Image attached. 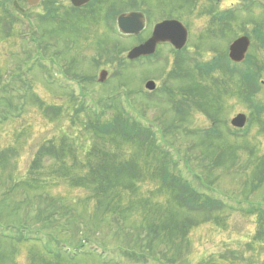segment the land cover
<instances>
[{
    "label": "rangeland",
    "instance_id": "374dc122",
    "mask_svg": "<svg viewBox=\"0 0 264 264\" xmlns=\"http://www.w3.org/2000/svg\"><path fill=\"white\" fill-rule=\"evenodd\" d=\"M60 2L63 8L58 24L49 25V21L39 20L37 25L36 18L43 12L44 6L41 3L30 7L27 0H21L20 4L29 17L22 20L23 26L15 25L14 36L9 32L12 29L0 21V119H3L0 121V220L3 224L16 227L26 224L23 229L26 231L25 239L36 238L35 242L19 244L6 241L1 244L3 234L0 233V246L5 248L0 264L105 263L103 258L97 259L96 255L77 257L74 263L66 260L57 262L46 256L42 236L45 240H54L55 235L49 231L55 229L51 225L48 227L41 218L42 211L55 210L56 207L55 211L62 217L59 226L70 224L67 226L68 234H62V238L68 242L61 243L60 247L64 250L72 248L70 242H80L78 228L83 219L86 224L84 229L88 232L96 233L90 228L98 229L100 225L97 223L99 216L95 213L97 200L92 198L94 195L73 186L75 181L82 183L90 172L89 168H85L86 159L91 156L90 150L94 148L100 152L116 153L124 161L135 159L145 172L153 170L152 166L157 164L154 159L160 160V155L154 153L151 159H145L147 153L142 146L97 138L91 128L95 116L91 117L90 111L86 112L85 109L92 108L97 115L104 113L102 121L107 123L106 120L111 119L115 111L104 112L103 109L109 107L112 101H101L113 95L121 101V106L130 117L146 127L153 125L155 120L167 123L174 117L172 105L167 107L163 104V97L157 93L150 94L145 84L155 81L161 90L167 76L175 71L179 59L192 64L211 63L213 56L220 58L221 54L227 52L228 45L242 36H255L251 56L258 59L264 57L261 39L258 40L257 33L254 35L257 25L264 27V13L260 8L261 4L264 6V0H259L257 6L254 3L248 5L245 0H101V22L94 17L99 14L97 11L71 13L70 0ZM210 3L214 8L218 7L220 13L237 10L233 16L235 19L226 30L219 23H215L218 25L215 27L212 25ZM6 9L12 19L1 9L0 16H7L10 20L19 19L12 10V4L6 5ZM132 10H140L146 15L147 28L140 37L127 39L117 30L116 19L114 21L113 18L117 16L114 13ZM108 13L112 19L109 23L113 26L112 30L104 22ZM170 18L188 25L190 37L185 51L176 54L172 48L165 46L161 48L158 58L120 69L123 66L120 60H126L139 40L149 38L156 24ZM22 27L26 31L36 29V36L31 37L28 32L20 38ZM117 54L121 56L116 57ZM248 68L252 66L241 67L239 71L246 72ZM102 70L109 72L104 84L98 82ZM190 76L193 75L188 74L181 81ZM256 78H260L261 87L255 92L253 101L247 102L237 95V81L223 79L219 74L210 79L196 78L199 85L209 87L206 92L208 102L210 99L213 106L218 108L216 113L221 114L219 118L226 124L224 128H231L232 119L239 113L248 115L250 123L245 130H231L235 135L226 137L224 142H208L203 146L200 138L188 137L187 134L191 130L198 135L210 129L212 120L204 115L203 109L193 107L181 132L185 136L181 135L182 140L177 145L182 158L188 161L178 166L181 174L202 194L208 193L227 202L225 212L207 216L180 209L172 202V197L160 190L161 184L148 176L141 180L136 190L122 192L120 204L113 202L112 207H118L116 211L125 213L127 225L134 230V237L139 234L146 236L147 226L161 224L171 215V222H175V226H182L184 221L194 224L183 239L182 231L178 232V238L169 244L172 252H167L166 256L170 255L168 258L164 259L166 249L163 245L160 247L158 241L154 247V256L157 257L149 262L148 258L143 264H169L174 258V264H264V233L259 227L260 216L258 212L251 214L252 209L264 208V181L258 182L264 172V111H261L264 109V74ZM216 84L222 93L228 94V103L211 97ZM83 101L87 103L86 108ZM150 102V109L146 108L145 112L140 113L138 108ZM10 105L11 109L20 108L22 111L7 117ZM155 131H158V138L160 130L156 128ZM40 151L42 153L39 155ZM57 152L61 153L60 156ZM173 154L179 158V154ZM37 159L38 164L34 168L33 162ZM217 165L219 167L213 173V166ZM193 173L202 176L201 185L194 179ZM205 175H210L213 190L207 189ZM145 203L153 209L152 216L148 218H145L149 214L144 209ZM169 204L173 211L168 209ZM175 214L179 215V219L174 218ZM110 220L113 228L109 227ZM115 226L116 222L108 217V225H104L102 232L97 231L98 236H105ZM131 241L132 236H113L109 244L126 246L131 245ZM51 245L50 250L55 252L57 246ZM95 248L98 249L97 246ZM104 258L107 261L112 259L110 255ZM133 260L121 256L112 263L142 264V260H137L140 263Z\"/></svg>",
    "mask_w": 264,
    "mask_h": 264
},
{
    "label": "trees",
    "instance_id": "16d2710c",
    "mask_svg": "<svg viewBox=\"0 0 264 264\" xmlns=\"http://www.w3.org/2000/svg\"><path fill=\"white\" fill-rule=\"evenodd\" d=\"M100 1L101 0H96V3L90 5L89 8V10H92L94 12L97 11L96 13H99L97 16H101L103 14V9ZM46 5V14H48L41 17V21L47 20L50 22L49 25H54V23L58 24L60 16H58V12L55 11L54 6L56 5V0H50ZM210 5L211 7L209 9V16H213L211 19L212 25L215 27L218 26L215 23H219V25L221 24V27L226 30L231 21L235 19L233 17L235 15L234 11H230V13H220L218 7L214 8L211 3ZM113 7L114 6L110 8ZM106 11L108 12V8ZM215 11L219 12L217 14H214ZM257 31L259 33L258 38H260V36L262 37V34L264 33L262 25H258ZM261 43V48L264 50V37L262 38ZM118 56H121V54L116 55V57ZM211 60V63H209L210 61H206L204 63L195 64L189 63L188 61L186 63V60L184 59L177 61L176 69L174 72H172L171 75L172 81H176L177 83L172 85V87L168 86L164 92V95L162 96L165 97L163 104H165L167 107H171L172 105V112H174L173 119L167 123L159 122L160 120H155V123L153 125L146 127L136 119L130 117L129 114L125 112L124 108L116 103L117 101H113V104H111V106L103 109L104 112L107 113L115 111L114 116L111 119L106 120L108 121L107 123L102 121V119H104V113L97 115L92 112L91 108L85 109L86 112L90 111L91 117H93V115L95 116L94 118H92L93 121L91 124V128L93 129L94 135L97 138L109 139L110 141H121V143L123 144L130 143L136 147L142 146L143 151L147 153L145 159H151V154L156 153L160 155V160L155 158L154 160H157V164H154L152 166L153 170L151 172L149 170H146L145 172L140 168L138 161L135 159H128L127 161H124L119 158L120 156L116 153L111 154L109 152H100L98 149L92 148L90 150L91 156L87 157L85 163V168H89L90 172L88 176L83 179L84 181L82 183L80 181H75V184L73 186L76 188H82L94 195L92 198L97 200L95 213L99 216V218H97V223L100 225L98 226V229L94 227L90 228L94 229L96 233H91L90 231L88 232L87 229H84V226H86V224L84 223L83 219L81 225L79 224L78 228V230H80V242L76 244H72L71 242L69 243L70 247H72L73 249H77L78 251V253H75L74 256H71L67 253V248L64 250L62 247H60L61 243L68 242L67 240L62 238V234H68L69 231H67V226L70 224H60L59 226L58 222L59 220H62V217L60 218L59 212L55 211L57 210L56 207L54 208L55 210L49 211L48 209L46 211H42L41 218H43L44 221L47 222L48 227L51 225L52 228L55 229L54 231L48 230L51 234L55 235L54 240H45V238L43 239V244H45L43 253L46 256L55 259L57 262L66 260L74 263L77 257L96 255L97 259H99L100 257L103 258L105 262L104 264H113L112 262H114L117 257L120 258L121 256H123L130 261H134L133 259H135L137 263H140V261L137 260H142L141 263L143 264L147 262L148 258H150L148 260L149 262L152 258L157 257L154 256V247L159 241L158 245L160 247H162L163 245L166 249V252L163 253V255L165 254L164 259L168 258L170 255L167 257V252H172L169 244H171L172 242H174L173 240L178 238V232L180 231H182L181 238L183 239L185 237V234L194 226L192 222L184 221L183 223H181L182 226H175V222H171V215L161 224L153 223L152 225L147 226L148 230L145 231L146 236L139 234L137 237H134V230H131V227L127 225L128 219L125 213L116 211L118 207H112L113 202H118L120 204V194H122V192L136 190L138 184L140 185L142 183L141 180H144L146 176L156 179L161 184L160 190L172 197V202L175 203L180 209L186 210L191 214L195 213L207 216H214L217 213L225 212L227 204L224 201L218 200L208 193L202 194L200 190L193 186L181 174V172H179V169H177L178 163L176 157L171 154V152L173 150L176 151V153L179 154L180 160H185L184 158H182L181 151L177 147V144L178 141L182 140L181 135L185 136L184 134H181V132L185 129L186 124L184 122H186V118L190 117V110H192L193 107L203 109V112L205 113L204 115L212 120V126L210 129L204 132L202 131V133L198 135H196V131L190 130L188 132L189 134H187L188 137L200 138L201 144L203 146H206L208 142H224L226 140V137L229 138L233 136L229 126L227 128H224V125L226 126V124L219 118V115L221 114L216 113L218 108L216 109V107L213 106L214 103L211 102L210 99L208 102L206 92H208L209 87H206L204 84L199 85L196 78H200L201 80L207 78L210 79V77L214 76L215 74H219L221 77H223V79H230L235 82L237 81V95L244 99L245 102L249 100L253 101V98L256 96L255 92H257L261 87V84H259L260 78L256 77H261L262 74H264V57H262V59L261 57L259 59L253 56L250 57L247 66L251 65L252 68H248L246 72L245 70L236 71L235 69L231 68L223 55H220V58H214L213 56ZM122 63L124 62L120 60V64ZM185 69H187L190 73H188ZM188 74H192L193 76H190L187 79L181 81V78L185 77ZM260 81L262 82V80ZM189 82L190 84H188ZM218 82L221 83L220 80ZM224 82L226 84V81ZM216 86V89H214L213 93H211V97L213 99L218 98L219 101H225L226 103H228V94L222 93L221 88L217 84ZM83 102L84 108H86L87 103L85 104V101ZM149 104L152 103L150 102ZM149 104L147 105L148 108H150ZM7 110V117H12L14 114H16V112L22 111L20 108L11 109V105L10 109ZM142 110L143 109L141 108L139 112L141 113ZM261 111L263 112L264 109H262ZM1 120L3 121V119H0V121ZM156 128L160 130V139L159 137L157 138L158 131H155ZM163 143L166 146L165 148L163 147ZM43 150L45 149L43 148ZM41 153L42 152L40 151L39 155ZM60 154L61 153L57 152L58 156H60ZM64 154L65 153H63L62 155ZM165 158L167 159V161L165 160ZM38 159L33 162L34 168L38 164ZM148 161L150 162V160ZM213 164L214 162L212 163V165ZM217 164L219 165L218 162ZM218 165L213 166V171H217L218 167L221 166ZM262 173V178H259L258 182L263 183L264 172ZM193 174L195 175L194 179L199 185H201L202 176L198 173ZM210 174L212 175V173ZM204 178L208 184L207 189L209 190L211 188L210 183L212 182V180L210 179V175H205ZM90 183L95 185L96 187H92ZM172 208L173 207L171 206V204H169L168 209L172 210ZM144 209L149 212V214L145 218L152 216L151 213L153 212V209L151 208L150 204L145 203ZM257 212L258 217L260 216L259 227L260 230L264 233V208L261 207L251 210V214L253 215H256ZM178 216V214H175L174 218L179 219ZM108 217L109 219L112 218V220L116 222V226L113 231H108L107 233H105V236L100 237L98 236L99 234L97 231L102 232L104 225H108ZM113 225L114 224L110 220L109 227L113 228ZM25 226L26 224H19L17 225V227L14 225H6L2 223V220H0V233L3 234V236L1 235V244H4L3 242L6 241L13 243L18 242L19 244H22L24 241L27 242L26 240L28 239H25L24 237L26 231L23 230ZM113 236L117 238L132 236L131 245L124 246L123 244H119L116 246H111V244H109V239ZM160 240H163L164 242ZM51 244H55L57 246L55 252H52L50 250L52 249ZM94 246H97L100 250L96 248L93 249ZM4 249L5 248L3 247V245L0 246V260L3 257ZM148 253L150 254L147 255ZM114 254L119 255L114 256ZM105 255H110L112 259L109 258L110 261H107L104 258ZM173 261L176 262L175 258L171 260V262H168L169 264H174Z\"/></svg>",
    "mask_w": 264,
    "mask_h": 264
},
{
    "label": "water",
    "instance_id": "95a60500",
    "mask_svg": "<svg viewBox=\"0 0 264 264\" xmlns=\"http://www.w3.org/2000/svg\"><path fill=\"white\" fill-rule=\"evenodd\" d=\"M91 0H71L76 8H82ZM32 5H36L39 0H29ZM118 26L122 33L126 35H139L146 26L145 17L141 13L123 14L118 19ZM188 41L187 29L177 21H166L155 27L153 37L145 44L133 49L129 53V60L134 61L143 56H150L156 53L158 45L161 43H171L177 50H182ZM251 42L247 37H242L230 47V58L232 61L241 63L245 60ZM108 77L107 71H102L99 76L100 82H105ZM154 82H149L147 88L154 90ZM247 123L245 115H238L232 125L236 128H244Z\"/></svg>",
    "mask_w": 264,
    "mask_h": 264
}]
</instances>
